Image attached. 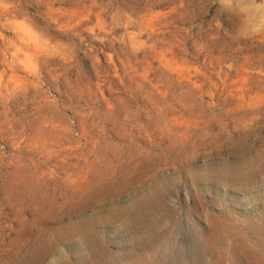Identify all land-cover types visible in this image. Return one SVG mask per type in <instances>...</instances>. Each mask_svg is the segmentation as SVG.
Returning <instances> with one entry per match:
<instances>
[{
	"label": "rangeland",
	"instance_id": "1",
	"mask_svg": "<svg viewBox=\"0 0 264 264\" xmlns=\"http://www.w3.org/2000/svg\"><path fill=\"white\" fill-rule=\"evenodd\" d=\"M0 264H264V0H0Z\"/></svg>",
	"mask_w": 264,
	"mask_h": 264
}]
</instances>
